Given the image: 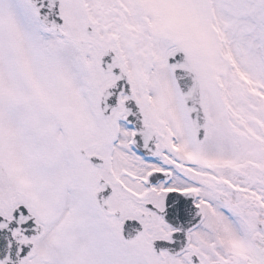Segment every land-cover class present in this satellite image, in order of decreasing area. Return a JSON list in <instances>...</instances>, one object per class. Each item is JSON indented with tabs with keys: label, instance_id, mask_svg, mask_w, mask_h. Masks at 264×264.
Segmentation results:
<instances>
[{
	"label": "snow or ice",
	"instance_id": "snow-or-ice-1",
	"mask_svg": "<svg viewBox=\"0 0 264 264\" xmlns=\"http://www.w3.org/2000/svg\"><path fill=\"white\" fill-rule=\"evenodd\" d=\"M0 264H264V0H0Z\"/></svg>",
	"mask_w": 264,
	"mask_h": 264
}]
</instances>
